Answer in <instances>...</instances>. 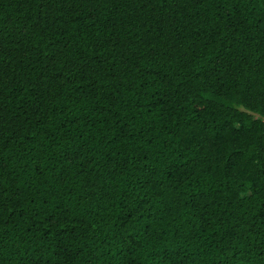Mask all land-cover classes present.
<instances>
[{"label":"trees","instance_id":"16d2710c","mask_svg":"<svg viewBox=\"0 0 264 264\" xmlns=\"http://www.w3.org/2000/svg\"><path fill=\"white\" fill-rule=\"evenodd\" d=\"M0 264H264V0H0Z\"/></svg>","mask_w":264,"mask_h":264}]
</instances>
